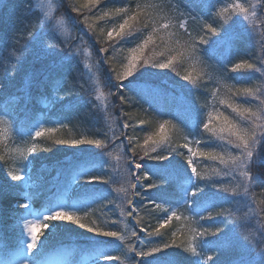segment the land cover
<instances>
[{
    "label": "trees",
    "instance_id": "16d2710c",
    "mask_svg": "<svg viewBox=\"0 0 264 264\" xmlns=\"http://www.w3.org/2000/svg\"><path fill=\"white\" fill-rule=\"evenodd\" d=\"M41 1L0 0V84L3 85L0 89V114L15 122L12 133L6 139H0L2 263L14 264L17 259H28L36 264H49L51 261L56 264H88L91 261L94 264H133V257L136 261L142 258L128 253V244L139 249L143 242L147 251L152 246L151 240H164L174 242V246L154 254L160 257V264L167 259L173 260L174 264H206L207 255L217 256L208 250L215 246L214 243H209L201 256H194L187 250L194 243L193 235L198 239V251L201 250V241H217L218 237L210 234L199 236L204 227L210 230L221 228L220 239L225 235L234 240L247 235L257 241L248 251L232 247L220 253V264H231L240 255L249 260H259L258 253L264 251V242H259V235L264 232V204L261 203L264 201V186H253L252 195L247 197L239 190L240 195L236 197L229 192L221 193L223 198H214L217 188L211 186L212 181L223 182V187L229 189L235 186V182L224 175L226 166L218 159L207 164L212 170L207 175L203 174L202 164L196 166L198 173L205 177L198 182L209 185L195 197L201 202L203 220L190 210L195 205L184 206L181 203L177 211L182 218H173L160 229L161 236L151 238L146 232L139 231L137 220L148 231L154 230L163 212L151 201L169 200L172 204L162 206L174 207L182 200V186H186L187 149L182 152L181 147L177 148L170 162L156 161L144 155V139L149 135L155 136L161 119H170L172 140L176 145L186 143L187 137L190 141H199L206 152H214L219 143H228L220 138L218 132L213 135L203 129L213 101L217 102L219 111L230 118H236V113L228 103L233 107L258 110L259 99L247 96L243 90L251 88L255 92L264 89V77L246 67L235 72L231 69L234 64L245 61L261 67V58L264 57V0L250 1L247 19L243 13H222L218 9V0H100L95 9L87 6V0H44L49 12L42 8ZM122 6L138 12L137 18L130 21V27L122 36H114L109 41L108 31L127 18L124 13L114 12V8ZM73 8H80L83 14L78 15ZM105 11L110 15L96 19ZM85 15L89 16L86 23ZM38 19L48 25L45 39L39 46H32L30 52H25V37L29 30H36ZM182 20H187L191 37L179 28ZM205 22L218 28L223 26L222 30L227 32L225 39L215 46L216 52L212 57L208 54L211 41L219 37L207 34L209 44L198 43L205 35L202 30ZM164 23L169 24L167 29L160 27ZM87 24L92 28L89 29ZM150 34L153 42L140 54L137 70L123 81L127 86L123 95L127 99L122 102L114 87L120 83L115 76L128 63L130 49ZM48 43H59L64 51L56 49L46 53L44 49ZM102 46L108 51H99ZM68 52L73 54V59L64 61L62 58ZM179 52L183 55H177ZM195 54L200 64L194 62ZM169 55H177L169 68L152 67L153 63L163 62ZM185 75H189L190 80L182 79ZM57 82L60 86L54 89L53 84ZM53 97L62 99L52 103ZM246 100L250 103H245ZM198 121L200 123L194 127ZM124 123L129 125L127 129L123 127ZM34 126L56 128L57 131L36 138V149L30 154L31 165L26 167V176L29 181H37L38 185L26 189L24 185L10 181L7 171L13 162V147H31L33 141L27 133ZM215 126V122L210 125ZM96 138L105 140L109 146L96 148L90 144L53 143L56 139ZM152 148L150 142L147 149L149 155L155 157L157 153ZM101 157L112 160L107 169L89 162ZM133 158L149 166L168 165L171 178L166 175L164 180L149 178L137 181L136 175H141L144 170H136L130 164ZM81 163L87 165L81 167ZM187 171L190 174L191 170ZM254 171L264 175V164ZM93 176L99 177L93 185L84 183L76 186L78 179H91ZM133 183L136 189L131 188ZM150 183L160 186L146 190ZM128 200L136 207L131 216L127 215L130 210L126 203ZM21 201L29 202L38 213L51 208L71 210L73 205L81 206L83 211L78 215L86 227L80 228L68 221H51L55 233L26 257L25 251L22 255L24 248L15 223V212L20 209L16 205ZM121 208L124 215H121ZM209 215L212 219L208 218ZM185 223L190 224L191 230L198 228L199 231L189 232ZM87 227L117 231L125 235L126 242L113 237H98L94 232H88ZM133 230L137 232L136 237L131 236ZM104 253L119 257V260H105ZM20 254L22 257L18 258Z\"/></svg>",
    "mask_w": 264,
    "mask_h": 264
},
{
    "label": "snow or ice",
    "instance_id": "6c2138e0",
    "mask_svg": "<svg viewBox=\"0 0 264 264\" xmlns=\"http://www.w3.org/2000/svg\"><path fill=\"white\" fill-rule=\"evenodd\" d=\"M100 0H87V6H90L92 9H95L97 5H99ZM50 7V5H49ZM233 10H239L240 13L244 14V18H248V9L241 3L237 2L230 6ZM73 11L76 12L78 15H82L80 8H73ZM222 11H227V9H223ZM115 13H124L127 18L123 20L117 27H113L107 33V39L110 41L114 36H122L125 32V29L130 27V21L136 20L138 12L131 11L128 7H116L114 8ZM110 13L108 11L103 12L101 16L96 17V19H103L104 17L109 16ZM253 16L256 15L255 12L252 13ZM89 19V16H84V22L86 23ZM89 29L92 28L91 24H87ZM161 28L167 29L169 27L168 23H164L160 25ZM48 25L39 19L36 22V30H29L25 37V52H30L32 50V46H39L41 42L45 39V33ZM179 28L183 29L186 33H188L189 37H191V33L188 32V22L187 20H182L179 23ZM223 26L220 28L213 26L212 23H203L202 30L204 31L205 35H202L198 41L199 44H209V39L207 38V34H211V36H218L219 39L215 41H211L209 47V57L215 55L216 48L215 46L223 41L227 36V32L222 30ZM50 39V38H49ZM153 42V36L150 34L143 40L142 43L137 44L135 48L131 49L132 55L128 60V63L124 66V69L121 73H117L115 79L120 82L114 85L116 92L119 93V98L122 102H124L127 98L123 95V90L126 85L123 84V81L132 77L134 72L137 70V64L139 62L140 54L143 53V50ZM194 47V45H193ZM59 49L60 52L64 51V48L59 43H48L44 49L46 53ZM101 52H107L108 48L101 47ZM231 51V48H229ZM177 55L182 56L183 53L179 52ZM177 55H169L168 58L163 61H156L152 64V67H158L161 69L169 68L173 62L177 59ZM64 61H71L73 59V54L68 52L63 58ZM147 63V61H144ZM242 67H246L254 72H259L261 77H264V57L261 58V67L257 68L252 63H247L246 61L243 63H236L232 67V71L235 72L237 69ZM179 75V73H177ZM184 80H190L189 75H185L182 77ZM131 83V81H129ZM59 82L53 84L54 89L59 88ZM3 88V85L0 84V89ZM75 90V89H74ZM244 93L247 96H251L253 99H259V104L256 105L258 110L254 111L252 107H244V106H237L233 107L231 103H228V107L232 108V111L236 113V118H230L227 115H223V113L219 114L217 119L222 118L223 124L219 127V129H215L210 127L211 125V114H209V119L207 122H203V129L205 132H210L213 135H216L217 132L220 134L221 139H226L228 145L231 148L235 149L236 152L234 154L229 153L227 159L224 155H217L214 152H204L199 149L194 150L189 145L193 143V141L188 140L185 137L186 143L179 145L181 148L187 149V168L185 169V175L187 177L186 186H182L183 197L182 200L177 202L174 207L165 208L164 211L168 212L169 214L163 217H160V223L158 226L155 227L154 230L148 231L145 227L139 225V220H137V226L139 227V231L141 233L146 232L149 238L154 236H161L160 229L164 228L169 222L175 218L176 220H180L182 217L178 214L177 208L182 203L184 206L195 205V207L191 208L190 210L200 217L201 220L204 219L203 212L200 211L202 205L201 202L195 197L199 195L203 191L205 187H208V184H200L198 181L205 179V177L201 176L200 173L197 171V167L195 166L194 157L197 155L199 156H206L210 159H219L222 164L226 166V171L224 175L230 178V181L235 182V186L231 189L227 187H223V182L212 181L213 187L217 188V192L214 194V198H223L220 196L221 193H229L231 192L232 197H236L240 195V191L245 197L252 195L251 189L255 185H262L264 186V175H261L258 172H255L254 169L257 168L259 165L264 164V89H257L255 92L251 88H245ZM57 99H62V97H57ZM245 103H250V101H245ZM62 123V122H61ZM200 122L198 121L194 127L198 126ZM123 127L127 129L129 125L124 123ZM161 129H163V125H161ZM56 128H44L34 126L32 130H30L27 135L33 141L31 147L27 149V152L31 154L36 149L35 140L38 137L45 136L46 134H51L56 132ZM259 131V135L257 132ZM226 133V136L224 135ZM158 143L154 139L153 135L146 136L144 139V155L147 156L149 159H154L156 161H169L171 160L172 156L171 153L166 154H157L155 157L149 155L147 146L149 143ZM55 144H68L71 143L72 145H79V144H90L95 145L96 148H107L109 145L108 143L100 138L96 139H77V140H60L56 139L53 140ZM195 143H199V141H195ZM259 149V150H258ZM155 151L153 147L151 149ZM133 153L135 154V148L132 149ZM175 151V150H173ZM177 155H184L183 153H176ZM21 156L24 160L31 163V160H28V156L21 153ZM143 159V158H142ZM131 165H134L136 170L143 169V173L141 175H136V180L139 181L140 179L148 180L152 178L153 180H164L166 175L168 178H171V173L168 172V165L166 164H156L155 166H149L148 164L141 163L136 161L134 158L130 161ZM187 169H190V174L188 173ZM26 166L25 169L18 174H11V181H18L22 182L26 179ZM99 177L93 176L91 179L85 182L86 185H93ZM107 183V181H104ZM160 185L156 183H150L146 186L147 189L158 188ZM15 187L20 188L22 185H15ZM132 189H136V184H131ZM195 189V190H194ZM87 190V189H85ZM120 191H124L121 189ZM135 195H139L140 193H134ZM155 203L156 208H161L162 204H172L169 200H162L160 202L151 201ZM129 211L127 215L131 216L136 212V207L133 206L132 201H126ZM264 204V201H261ZM17 208L29 210L31 208V204L27 201L18 202L16 205ZM210 207H215V205H210ZM208 210V209H205ZM264 210V209H262ZM83 211V207L78 205H73L71 210H65L63 208H51L45 212L38 213L35 211L28 212L27 215L25 213H19L16 219V226L20 228L21 234L26 236V239L21 241L25 256L29 253H32L33 250L37 249L38 243L40 242V235H42L41 229L49 228V223L51 221H68L72 224L78 225L80 228H85L86 225L82 223V217L78 215V212ZM124 209L121 208V215H124ZM31 215L33 218L28 219L27 216ZM212 219L211 215L208 217ZM184 219H191V217H184ZM113 223H117V221H113ZM88 232H94L98 237H113L115 240L120 242H126L125 235L117 232L102 229L100 227H87ZM199 231L198 228H193L192 232L197 233ZM223 230L219 227H216L213 230H210L208 227H204L203 231H199V236L211 235L214 237H218L217 241L209 242V241H201L200 242V251H198V247L195 243L192 244L190 247L191 253L194 256H201L204 249L208 248L209 243H214L215 246L212 248H208L209 251L217 253V256L207 255L206 256V264H220L219 261V254L222 252L227 251L229 248L232 247H241L244 251L250 250L257 241L254 239H250L249 236H244L242 239H231L227 235L223 239L219 238V234ZM131 236L136 237L137 232L133 230L131 232ZM175 236V233H173ZM193 241L197 239L196 235L192 237ZM259 242H264V232H261L259 235ZM151 245L148 247L147 251L144 250L145 245L143 242L139 249H137L134 245L128 244L127 251L128 253H134L135 257L142 258L139 261H136L133 257V264H160V257L155 256L154 254L161 253L164 249H168L174 246L173 243H169L167 241H150ZM179 247V245H175ZM119 247V246H118ZM123 250V249H121ZM105 260H119V257L113 256L110 253H104ZM260 256L259 260H249L246 259L243 255L237 256L231 261V264H264V251L258 253ZM151 258V259H148ZM22 264H36L35 261L29 262L28 259H25ZM163 264H174V261L171 259H167L163 261Z\"/></svg>",
    "mask_w": 264,
    "mask_h": 264
},
{
    "label": "rangeland",
    "instance_id": "374dc122",
    "mask_svg": "<svg viewBox=\"0 0 264 264\" xmlns=\"http://www.w3.org/2000/svg\"><path fill=\"white\" fill-rule=\"evenodd\" d=\"M250 1L251 0H218V9L221 10V12L224 14L232 15L235 13H240L239 10H233L230 7L232 4L239 2L247 8L249 6ZM46 3H47L46 1L42 0L41 6H42V8L47 10V12H49V9L47 8ZM223 9H227V11H222ZM139 43H142V42H139ZM139 43H137V44H139ZM137 44L134 45L132 48H135L137 46ZM131 49L129 51V58L132 55ZM194 56H195L194 62H196L197 64H200L201 61H200L199 57L196 54ZM214 97H216L215 92H214ZM58 100L59 99H57V97H53L52 103H55ZM216 103L217 102L213 101L209 114H211V117H212L211 121L216 123L215 128L219 129V127L223 124V120H222V118L217 119L218 115L221 114V112L216 107ZM208 118H209V116H208ZM212 122H211V124H212ZM14 124H15L14 120L10 119L6 115L0 114V139H6V137H8L12 133L13 128H14ZM161 125H163V129H161ZM43 127L46 128V126H43ZM48 128H51V127H48ZM172 128H173V126H172V123H171L169 118H164V119L160 120L157 133H155V136H154V139L156 141H158V143H155V144L152 143L157 154L171 153V155H174V152L176 151V149L180 148L179 145H176V143H174V141L172 140V135H171ZM191 141H193V143H191L189 146L192 147L194 150L199 149L201 151L206 152V150H204L200 147V143H198V144L195 143V141H197V140L192 139ZM218 147L219 148L216 151H214V153L217 155V157L220 155H224L225 158L227 159L229 153H232V154L235 153V149L231 148L230 145H225L223 143H219ZM27 149L28 148H26V147H20V146L19 147L18 146L13 147V149L11 151V156H12L13 162H12V165L10 166L9 170L7 171V177L10 181H11V174H18L22 171V169H25V166L28 167L29 165H31V163H28V161L24 160L21 156V153H24V155L28 156V160H30V154L27 152ZM173 150H175V151H173ZM181 151L183 152L184 148H181ZM213 160H215V159H210L206 156L197 155L196 157H194L195 166L202 164L203 169H205V172L203 174H205V175L210 174L212 172L211 166H208L207 164L212 163ZM89 162L96 163L102 169H107V166L109 164H112V160H109V158H107V157H101L98 159H93ZM86 165H87L86 163L80 164L81 167H85ZM88 180L89 179L86 177L78 179L77 181H75V183L77 184L76 186L78 187V186L84 184ZM12 182L17 183V184H22V185H24V187L26 189L35 188L38 185L37 181H31V180L29 181L27 179V176H26L25 181H22V182L12 181ZM171 207L172 206H170V205L161 206L160 210H161V212H163V216H166L169 214L168 212L164 211V209L165 208H171ZM31 211H34L32 206L29 210L19 209L18 211L15 212V218L17 219V216L19 213H25L27 215V213L31 212ZM27 218L32 219L33 217L31 215H28ZM48 223H49V228L41 229L42 235H40V242L38 243V245H40L46 238L52 237L53 233H55L54 226H52L50 224V222H48ZM191 223L193 226V222H191ZM185 229H187L189 232H192L189 223L188 224L185 223ZM18 230H19V238L22 239V241L25 240L26 236H23L21 234L20 228H18ZM197 242H198V239H196L194 241L195 244ZM33 251H35V250H33ZM22 255H24V249L22 250ZM17 257L21 258L22 256L20 254ZM23 261L24 260L17 259L13 263L14 264H22ZM93 263L94 262H90L89 264H93ZM0 264H3L1 257H0ZM49 264H56V263L51 261Z\"/></svg>",
    "mask_w": 264,
    "mask_h": 264
},
{
    "label": "bare ground",
    "instance_id": "6f19581e",
    "mask_svg": "<svg viewBox=\"0 0 264 264\" xmlns=\"http://www.w3.org/2000/svg\"><path fill=\"white\" fill-rule=\"evenodd\" d=\"M184 144V143H183Z\"/></svg>",
    "mask_w": 264,
    "mask_h": 264
}]
</instances>
